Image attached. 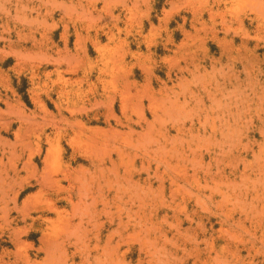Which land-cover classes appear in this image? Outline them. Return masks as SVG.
I'll return each mask as SVG.
<instances>
[{
    "label": "rangeland",
    "instance_id": "1",
    "mask_svg": "<svg viewBox=\"0 0 264 264\" xmlns=\"http://www.w3.org/2000/svg\"><path fill=\"white\" fill-rule=\"evenodd\" d=\"M0 264H264V0H0Z\"/></svg>",
    "mask_w": 264,
    "mask_h": 264
},
{
    "label": "bare ground",
    "instance_id": "2",
    "mask_svg": "<svg viewBox=\"0 0 264 264\" xmlns=\"http://www.w3.org/2000/svg\"><path fill=\"white\" fill-rule=\"evenodd\" d=\"M150 128V127H149ZM148 130V129H147ZM151 139V138H150ZM162 146V145H161ZM159 147H160V145H159ZM165 147V146H164ZM117 148L119 149V147L117 146ZM161 148V147H160ZM161 150V149H160ZM119 151V150H118ZM117 152V151H116ZM119 154V153H118ZM111 156V155H110ZM119 157H120V155H119ZM117 160V159H116ZM93 161V160H92ZM121 161V160H120ZM114 162H115V160H114ZM117 162V161H116ZM143 162V161H142ZM147 163H148V160H147ZM145 164V166H144V168L146 167V165H148L147 167H149V163L148 164ZM93 165V164H92ZM97 165V164H96ZM100 165V164H99ZM107 164H105V166H106ZM98 166V165H97ZM110 166V165H109ZM112 166V165H111ZM116 166H117V163H116V165L114 166V164H113V167H115L116 168ZM99 167V166H98ZM97 168V167H96ZM105 168V167H104ZM104 168H101V174H103V172H102V170L104 171ZM93 169H94V167H93ZM110 169H111V167H110ZM118 169V168H117ZM149 169V168H148ZM98 170V169H97ZM119 170V169H118ZM118 170H116L117 172H118ZM144 171H146L147 170V168H145V169H143ZM110 171H108V173H109ZM112 172V171H111ZM113 172H114V170H113ZM93 173V172H92ZM98 173V172H97ZM116 173V172H115ZM55 174V173H54ZM94 174V177H96L98 174H96L95 172L93 173ZM95 174H96V176H95ZM105 174V173H104ZM117 174V176L119 175L118 173H116ZM148 174V175H147ZM149 174L150 173H146V175L149 177ZM53 175V174H52ZM108 175V174H107ZM63 176H65V175H63ZM63 176H61V177H63ZM91 176H92V174H91ZM121 176H122V174H121ZM60 177V178H61ZM108 177H109V175H108ZM162 177V176H161ZM23 178V177H22ZM21 178V179H22ZM46 178V177H45ZM50 178H52V177H50ZM57 178V177H56ZM92 178V177H91ZM90 178V179H91ZM110 178V177H109ZM108 178V179H109ZM127 178V177H126ZM53 179H55V178H53ZM124 179H125V177H124ZM52 180V179H51ZM59 180V179H58ZM115 180H116V178H115ZM118 180V179H117ZM116 180V181H117ZM122 180V179H121ZM127 180V179H126ZM129 180H130V177H129ZM149 180V179H148ZM60 181V180H59ZM89 181V180H88ZM114 181V180H113ZM116 181H114V183L116 182ZM131 181H132V179H131ZM138 181V180H137ZM147 181V180H146ZM108 184L110 183L111 184V181L110 180H108V181H106ZM122 182V181H121ZM126 182V181H125ZM134 182V181H133ZM139 182V181H138ZM144 182V181H143ZM148 182H150V181H147V183ZM91 183V182H90ZM135 183V182H134ZM145 183V182H144ZM60 184V183H59ZM123 185H124V183H122ZM140 184V186H141V183H139ZM139 184H137V186L139 185ZM112 185V184H111ZM117 185H119V188L120 187H122V185L120 186V184L118 183ZM126 185H129V184H126ZM135 185V184H134ZM136 186V185H135ZM136 186V187H137ZM148 186H150V185H147L146 187H148ZM124 187V186H123ZM152 187V186H151ZM116 188H117V186H116ZM118 188V189H119ZM139 188V187H138ZM124 189H126L125 187H124ZM143 189H144V187H143ZM143 189H142V192H144L146 189H144V191H143ZM158 190V189H157ZM160 190V189H159ZM116 191V190H115ZM136 191H138V190H136L135 189V192ZM146 191H148V188H147V190ZM119 192V191H118ZM122 192H124V190H122ZM115 193V192H114ZM151 193H152V191H151ZM137 194V193H136ZM135 194V195H136ZM139 194V193H138ZM148 194V193H147ZM115 195V194H114ZM225 195V194H224ZM118 196V195H117ZM117 196H115V197H117ZM143 196H145V195H143ZM143 196H142V198H143ZM113 197V196H112ZM128 197H129V199H131V196L130 195H128ZM139 197H140V195H139ZM151 197V196H150ZM162 197H163V195H162ZM225 197V196H224ZM135 198V197H134ZM154 198V197H153ZM164 198V197H163ZM117 199H118V197H117ZM128 199V200H129ZM136 199V198H135ZM132 200V199H131ZM137 201L139 200V199H136ZM143 200H144V198H143ZM116 201V200H115ZM136 201V203L137 204H139L138 202ZM132 202V201H131ZM135 203V202H134ZM142 203H143V201H142ZM128 205H131L132 206V204L131 203H129ZM146 205V204H145ZM144 205V206H145ZM165 205V204H164ZM115 206V205H114ZM119 206V205H118ZM125 207V206H124ZM124 207H121L120 208V210L119 211H121V209L122 208H124ZM56 208V207H55ZM128 208H130V207H128ZM132 208V207H131ZM137 208H139L140 209V207H137ZM55 211V210H54ZM125 211V210H124ZM129 211V210H128ZM252 211V210H251ZM126 212V211H125ZM146 212V211H145ZM145 212H144V214H145ZM260 212V211H259ZM127 213V212H126ZM129 213V212H128ZM138 213V212H137ZM127 215V214H126ZM128 215H130V214H128ZM118 216V215H117ZM120 216V215H119ZM118 216V217H119ZM123 216V215H122ZM143 216V215H142ZM146 216V215H145ZM148 216H150V215H148ZM42 217V216H41ZM138 217V216H137ZM44 218V217H43ZM119 218H121V216L119 217ZM119 218H118V220H119ZM126 218V217H125ZM129 218H130V216H129ZM128 217H127V219H126V221L129 219ZM132 218H133V216H132ZM146 218V217H145ZM148 218V217H147ZM147 218L145 219V220H147ZM140 219V218H139ZM44 220V219H43ZM144 220V219H143ZM80 221V220H79ZM124 221V220H123ZM136 221V220H135ZM149 221V220H148ZM44 222V221H43ZM83 221L81 220V223H82ZM113 222V221H112ZM125 222V221H124ZM139 222H141V221H139ZM138 222V223H139ZM120 223H123L122 221H120ZM138 223H136V224H138ZM146 223V222H145ZM118 224H119V222H118ZM149 224H151L150 222H149ZM120 225V224H119ZM128 224H126V226H127ZM141 225V224H140ZM147 225V224H146ZM153 225V224H152ZM151 225V226H152ZM78 226H80V224L78 225ZM118 226V225H117ZM133 226H134V223H133ZM142 226V225H141ZM155 225H153V227H154ZM125 227V226H124ZM139 227V226H138ZM80 228V227H79ZM144 228V227H143ZM148 229H149V232H150V229H152V228H150V225H149V227H148ZM137 230V229H136ZM77 230H75V232H76ZM139 232H140V230H138ZM141 231H142V228H141ZM77 234H78V232H76ZM73 234V233H72ZM144 235V234H143ZM147 235V234H146ZM76 236V235H75ZM74 236V237H75ZM77 237V236H76ZM79 237V236H78ZM122 237V236H121ZM110 238V237H109ZM108 238V239H109ZM138 238V237H137ZM110 240H111V238H110ZM148 240V239H147ZM146 240V241H147ZM50 241V240H49ZM149 241V240H148ZM47 242V241H46ZM57 243V245H59L60 243L58 242V241H56V242H54V246H55V244ZM46 244H48V242L46 243ZM48 247V246H47ZM52 247V246H51ZM50 247V248H51ZM54 248V247H53ZM56 248H57V246H56ZM49 249V248H48ZM52 249V248H51ZM50 251V250H49ZM97 257V256H96ZM98 259V258H97Z\"/></svg>",
    "mask_w": 264,
    "mask_h": 264
}]
</instances>
